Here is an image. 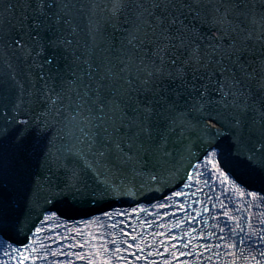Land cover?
Instances as JSON below:
<instances>
[{"label": "snow or ice", "instance_id": "6c2138e0", "mask_svg": "<svg viewBox=\"0 0 264 264\" xmlns=\"http://www.w3.org/2000/svg\"><path fill=\"white\" fill-rule=\"evenodd\" d=\"M0 264H264V0H0Z\"/></svg>", "mask_w": 264, "mask_h": 264}, {"label": "water", "instance_id": "95a60500", "mask_svg": "<svg viewBox=\"0 0 264 264\" xmlns=\"http://www.w3.org/2000/svg\"><path fill=\"white\" fill-rule=\"evenodd\" d=\"M244 179H247V177H244ZM256 186H259L258 184ZM117 203H121V202H117Z\"/></svg>", "mask_w": 264, "mask_h": 264}]
</instances>
